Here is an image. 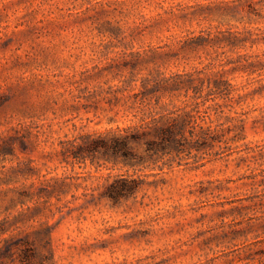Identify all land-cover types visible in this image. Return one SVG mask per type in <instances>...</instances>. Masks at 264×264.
Listing matches in <instances>:
<instances>
[{"label":"rangeland","instance_id":"rangeland-1","mask_svg":"<svg viewBox=\"0 0 264 264\" xmlns=\"http://www.w3.org/2000/svg\"><path fill=\"white\" fill-rule=\"evenodd\" d=\"M184 113L180 152L91 143ZM24 251L264 264V0H0V260Z\"/></svg>","mask_w":264,"mask_h":264},{"label":"trees","instance_id":"trees-1","mask_svg":"<svg viewBox=\"0 0 264 264\" xmlns=\"http://www.w3.org/2000/svg\"><path fill=\"white\" fill-rule=\"evenodd\" d=\"M197 111V110H196ZM171 113V112H168ZM132 127L118 128L116 132L111 133L108 137L91 140L95 143V148L103 147L109 149L114 156H121L125 163L138 162L143 158L142 154H137L134 151L135 145L146 144L145 150L156 152L159 149L167 152L169 147H174L177 152L183 151L187 143V137L182 132L184 125H189L191 128L197 126L196 118L194 115L184 113L182 116L175 117L169 116L165 122H157L153 120L150 123L147 121ZM200 133L194 134L190 131V137L193 138L197 135L205 142L206 136L209 133V128L203 129L199 125ZM126 179L116 180L113 189L109 191L111 198H117L123 195L126 191L131 190L132 187L128 186ZM119 185V186H118ZM30 252H23V259L29 264L31 262ZM3 255H7L4 253ZM0 264H3L0 260Z\"/></svg>","mask_w":264,"mask_h":264}]
</instances>
